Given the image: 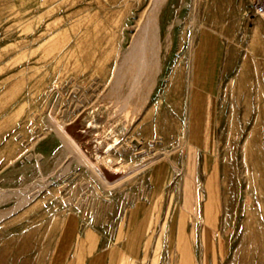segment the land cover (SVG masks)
Segmentation results:
<instances>
[{"label": "rangeland", "instance_id": "rangeland-1", "mask_svg": "<svg viewBox=\"0 0 264 264\" xmlns=\"http://www.w3.org/2000/svg\"><path fill=\"white\" fill-rule=\"evenodd\" d=\"M157 162L170 232L129 264H264V0H0V264H53Z\"/></svg>", "mask_w": 264, "mask_h": 264}, {"label": "crops", "instance_id": "crops-1", "mask_svg": "<svg viewBox=\"0 0 264 264\" xmlns=\"http://www.w3.org/2000/svg\"><path fill=\"white\" fill-rule=\"evenodd\" d=\"M164 166L159 162L152 166L145 189L140 187L134 193L119 217L109 218V226L92 223L82 212L70 213L61 229L53 264H129L141 258L145 248H153L158 237L154 242L155 232L164 225L170 232L169 204L160 211L164 185L170 179ZM161 213L164 218L159 223Z\"/></svg>", "mask_w": 264, "mask_h": 264}, {"label": "bare ground", "instance_id": "bare-ground-1", "mask_svg": "<svg viewBox=\"0 0 264 264\" xmlns=\"http://www.w3.org/2000/svg\"><path fill=\"white\" fill-rule=\"evenodd\" d=\"M147 16V15H146ZM149 18V17H148ZM147 18V19H148ZM152 19V18H151ZM148 21V20H147ZM152 21H154V19L152 20ZM152 23H154V22H151V21H149L148 23H146V25H145V27L143 28V30H141L142 32H141V35H140V37H138L136 40V45L132 48L133 50V53H135V55L137 56L138 54L139 55H141L140 56V60L141 59H144V57L145 56H142V54H144V52L147 50V48L146 49H144V48H140L139 46H140V44L142 45L143 43H144V40L142 39V37H145V39H152L151 41H153V39L156 37V30H157V28H155V26L152 24ZM157 26H158V24H157ZM142 29V28H141ZM157 34H159L158 32H157ZM137 36V35H136ZM157 39V38H156ZM148 40V41H149ZM158 40V39H157ZM146 41V40H145ZM150 41V42H151ZM158 42V41H157ZM147 43V42H146ZM149 43V42H148ZM152 44V43H151ZM151 49H152V47H151ZM138 53V54H137ZM146 53H148V52H146ZM145 53V54H146ZM150 54H152V53H150ZM139 57V56H138ZM149 57V56H148ZM125 58V57H124ZM132 58V57H131ZM129 59V58H128ZM133 59V58H132ZM154 59H155V57H154ZM131 60V59H130ZM139 60V59H138ZM145 60V59H144ZM128 61V60H127ZM133 61V60H132ZM135 61H136V59H135ZM125 62V61H124ZM131 62V61H130ZM144 62V61H143ZM132 63V62H131ZM136 63H138V62H136ZM140 63V62H139ZM146 63V62H145ZM144 63V64H145ZM149 63V62H148ZM146 65H147V63H146ZM148 65H150V64H148ZM136 66H138L137 64H136ZM135 67V66H134ZM139 68V67H138ZM137 69V68H136ZM145 69V68H144ZM125 70H126V68H125ZM141 70V68H139V72H141L140 71ZM127 71H128V69H127ZM129 72V71H128ZM131 72V71H130ZM129 72V73H130ZM133 72V71H132ZM131 72V73H132ZM138 72V71H137ZM122 169V168H121ZM116 171V170H115ZM2 214H0V216H1Z\"/></svg>", "mask_w": 264, "mask_h": 264}]
</instances>
